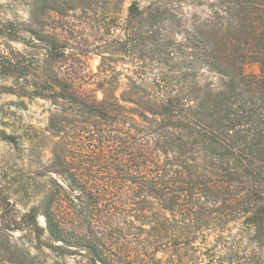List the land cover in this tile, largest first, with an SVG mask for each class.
I'll return each instance as SVG.
<instances>
[{
  "label": "trees",
  "instance_id": "1",
  "mask_svg": "<svg viewBox=\"0 0 264 264\" xmlns=\"http://www.w3.org/2000/svg\"><path fill=\"white\" fill-rule=\"evenodd\" d=\"M126 2L4 25L0 92L48 116L32 185L0 187V264H264V0Z\"/></svg>",
  "mask_w": 264,
  "mask_h": 264
},
{
  "label": "rangeland",
  "instance_id": "2",
  "mask_svg": "<svg viewBox=\"0 0 264 264\" xmlns=\"http://www.w3.org/2000/svg\"><path fill=\"white\" fill-rule=\"evenodd\" d=\"M129 1L127 0L125 7ZM36 2L37 0H0V60L7 46H11L15 50L23 49V44L20 41L8 40L5 37L4 25L7 22H14L15 27L16 23L18 24L16 28L21 27L19 24L29 20L30 11L35 7ZM17 30L19 32L20 28ZM17 36L28 39L29 33L21 32L17 33ZM98 62L97 57L91 60L94 70ZM245 70L247 73H258L259 67L257 64L250 63L245 66ZM1 85H4V81L0 77ZM47 108L48 104L42 100L0 92V187L9 188L14 192L16 189L32 185L36 165L28 136L31 135L34 128L44 126L48 116ZM6 134L16 135L18 146L6 141ZM17 198L16 195L12 197V199L19 200ZM17 202L18 209L23 212L24 208L21 202ZM39 221L41 225H45L42 216L39 217ZM19 234V232H15L16 236ZM64 258L67 262L71 261L68 255Z\"/></svg>",
  "mask_w": 264,
  "mask_h": 264
}]
</instances>
